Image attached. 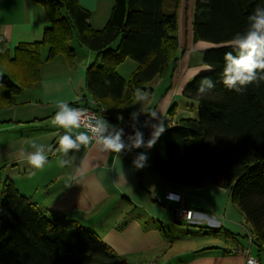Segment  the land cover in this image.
<instances>
[{"label":"trees","instance_id":"obj_1","mask_svg":"<svg viewBox=\"0 0 264 264\" xmlns=\"http://www.w3.org/2000/svg\"><path fill=\"white\" fill-rule=\"evenodd\" d=\"M31 1L43 7L47 24L40 40L19 42L13 49L0 40V108L16 104L23 89L39 82L45 61L60 56L73 64L76 54L70 42L77 38L94 53L85 70V87L95 104L74 101L70 106H101L129 118L136 90L142 92L155 78L165 77L183 51L178 21L184 0H114L101 29L91 27L90 13L78 0ZM257 5L264 7V0H193L192 39L215 45L202 57L213 70L197 74L184 87L183 97L197 101V118L181 117L174 123L164 118L167 130L150 150L149 165L153 177L166 187L228 188L231 203L244 217L250 252L264 264V83L237 93L222 83L221 75L224 54L232 51L224 45L246 30L247 17ZM126 59L136 63L127 78L117 72ZM204 77L216 87L201 99L197 89ZM174 109L172 105L168 114ZM208 231L234 238L222 228ZM218 248L203 247L193 256ZM0 264L128 261L97 233L62 212L42 209L10 178L0 177Z\"/></svg>","mask_w":264,"mask_h":264},{"label":"crops","instance_id":"obj_2","mask_svg":"<svg viewBox=\"0 0 264 264\" xmlns=\"http://www.w3.org/2000/svg\"><path fill=\"white\" fill-rule=\"evenodd\" d=\"M78 1L89 11L91 27L101 29L107 22L114 0ZM192 3L193 0H184L179 11V45L183 51L173 70L167 72L170 74L169 85L156 101L151 100L153 90L150 88L141 92L150 89L147 99L138 101L135 98L134 101L138 104L136 111H155L158 116L166 118L168 123L177 121L178 101L174 100L178 95L183 97L187 78L195 69L205 66L202 63L205 50L215 47L206 41H193ZM46 24L43 7L34 1L0 0V40H4L9 49H13L19 42L40 40ZM74 49L76 55L73 64H68L60 56L45 61L41 65L39 82L31 88L23 89L16 97V104L0 108L1 179V172L9 168L6 177L14 181L20 192L31 201L42 209L62 212L97 233L116 254L126 258L128 264H142L145 261L141 259L146 257L159 259L158 264H245V250L241 249L250 248L245 220L231 203L228 188L211 184L200 187H166L149 170L151 151L147 153L149 166L142 170L132 166V159L141 151L127 154L103 152L95 144L82 146L75 153L73 166H59L61 153L55 150L59 148V135L64 130L52 124V118L58 111L56 105L62 101H75L80 105L95 104L85 87V70L93 61L94 53L83 45ZM46 52L47 49L43 56ZM173 101L175 109L166 117ZM151 123L156 121L152 120ZM80 131L86 130L81 127ZM150 131L146 127V132L150 134ZM32 140L53 148L48 154V162L41 169L27 163V155L32 151L28 143ZM22 148L27 151L22 153ZM169 192L179 193L180 201L167 199L166 194ZM183 205L195 212L188 223L191 226L197 225L199 230L222 228L234 238L237 234L246 237L248 244L238 239L232 240V236L210 234L209 238L220 239V243L214 244L211 239H207L205 244L191 241L179 248L182 251L174 243H171L173 246L170 249H166L169 240L166 231L170 224L175 221L188 222L175 218L176 209ZM208 246L219 248L193 256L194 251ZM236 248L239 251H232ZM170 251L171 256L168 255Z\"/></svg>","mask_w":264,"mask_h":264},{"label":"clouds","instance_id":"obj_3","mask_svg":"<svg viewBox=\"0 0 264 264\" xmlns=\"http://www.w3.org/2000/svg\"><path fill=\"white\" fill-rule=\"evenodd\" d=\"M247 28L244 32H237L225 47L232 51L224 54V67L222 71V83L230 90L243 93L248 85L259 87L264 83V7L257 5L253 12L247 17ZM200 70L212 71V67L205 65ZM198 74V73H197ZM216 87L210 77H204L199 82L197 95L203 99ZM147 93L136 90V99L143 101L147 99ZM56 107L52 124L62 128L64 133L59 135V148L55 151L61 153L58 160L61 168L71 167L75 161V153L82 146L95 144L103 152H114L117 154L131 153L136 149H151L157 143L161 135L167 130L165 121L158 113L135 111L131 113V134L125 133L123 127H117L103 117H86L81 108L70 106L68 102H59ZM144 114L148 117L140 127L138 117ZM155 120L156 123H151ZM87 131H80L81 127ZM142 127L151 129L147 141L144 139ZM28 148L32 149L27 155V163L36 169H41L48 162V154L53 151L51 145L29 141ZM27 149L22 148L21 152ZM72 152V155L69 153ZM148 155L145 152H137L132 159V166L136 170L148 167ZM248 264H255L254 259H249Z\"/></svg>","mask_w":264,"mask_h":264},{"label":"rangeland","instance_id":"obj_4","mask_svg":"<svg viewBox=\"0 0 264 264\" xmlns=\"http://www.w3.org/2000/svg\"><path fill=\"white\" fill-rule=\"evenodd\" d=\"M70 44L73 47L80 45L77 41V38H73L71 40ZM45 50L46 49L43 50V53ZM135 65H136L135 61H133L132 59H127L118 67L117 72L121 76L127 77L130 74L131 70L133 68H135ZM200 69H202V68H197L194 70V72L187 78V80L185 82L186 85L192 81V79L197 75V73L200 74V73L206 71V70H200ZM169 80H170V74H167L163 80H160V81L154 80V81L150 82L149 84H147V88H150L153 90L151 100L154 99L156 101L158 99L159 95L164 92L165 87L167 85H169ZM151 85H153V86H151ZM150 89L146 90V93L148 95L150 93ZM174 101H178V105H177V108H178L177 111L179 112L178 118H181V117L197 118V101L196 100H187L184 97L178 95ZM174 101L172 102V105L174 104ZM137 105L138 104L136 102L132 103L130 108H129V112L131 113V112L136 111ZM152 106H153V104L151 105V108H152ZM166 117H169L168 113H167ZM8 169L9 168H7L5 171L3 170V172H1V175L3 177L1 180L5 179L6 174L9 172ZM149 170H151L150 166H149ZM151 172L153 175L154 174L153 171H151ZM12 174L16 175L17 173H12ZM17 181H18V178L15 179V182H17ZM188 223H189V221L188 222L183 221L182 223L175 221V222H172L170 224L169 229H167V231H166V233H168V235H169V240L167 241L168 243H167L166 249H170L173 246V244H171V243H174V245L177 247V249L179 251H182L179 248L181 246L191 242V241H193V242L196 241L199 244H205V242H207V239H211V238H209L211 235H210V232L208 231V228L203 229V230H199V227L197 225L191 226ZM190 227H192L193 229H189ZM187 229H189V230H187ZM215 239L216 238H212L211 242H213L214 244H219L220 242L218 240H220V239H217V240H215ZM236 239H238L239 241H244L243 243L248 244V242L245 241L246 237H242L240 234H237V236L234 240H236ZM232 240H233V238H232ZM231 244H233V243H231ZM159 253H160V251H159ZM250 254L257 258L256 253L253 252V250ZM168 255L171 256V251L168 253ZM146 256H149V254ZM165 256H167V255H165ZM177 258H179V257H177ZM182 258L183 257L181 256V259ZM141 260L145 261L142 264H149L151 262H154L156 259H151L149 257H146V258L141 259ZM177 260H179V259H177ZM129 261H131V260H129Z\"/></svg>","mask_w":264,"mask_h":264},{"label":"built area","instance_id":"obj_5","mask_svg":"<svg viewBox=\"0 0 264 264\" xmlns=\"http://www.w3.org/2000/svg\"><path fill=\"white\" fill-rule=\"evenodd\" d=\"M74 107L83 109L86 113V117H103L105 119L107 117V118H110L108 121L111 122L112 124L116 125L117 127H120V126L123 127L125 130V133L131 134V132H132L130 125L133 123V121L131 120V117L126 118L122 115H119L118 113H107L105 111V109L101 106L100 107L97 106L98 110L91 109L88 107H76V106H74ZM146 119H147V117L144 114H141L138 117L139 124L137 125V127H140L141 125H143L145 123ZM84 129L87 131L86 128H84ZM141 131H143L144 139H145V141H147V139L149 138V133L146 132V127H142ZM151 149H147V150L146 149H136V150L141 151V152L146 151V153H148ZM180 197H181V195L179 193L169 192L166 194L167 199H171V200H175V201H180ZM194 215H195V212L192 209H188L183 205V206H180L179 208L176 209L175 218L177 220L191 221L193 219ZM242 250L243 251L245 250V255H246L245 256V264H248L249 259H254L255 264H259L258 258L254 257L250 254L251 252H250L249 248L248 249H242ZM232 251H239V249H233ZM149 264H156V263L151 262Z\"/></svg>","mask_w":264,"mask_h":264}]
</instances>
